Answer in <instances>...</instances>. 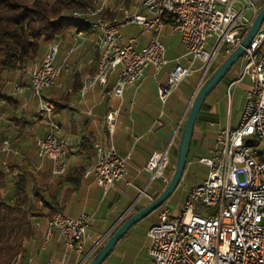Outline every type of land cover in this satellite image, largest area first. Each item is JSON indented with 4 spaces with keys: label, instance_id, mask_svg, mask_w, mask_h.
I'll return each mask as SVG.
<instances>
[{
    "label": "built area",
    "instance_id": "obj_1",
    "mask_svg": "<svg viewBox=\"0 0 264 264\" xmlns=\"http://www.w3.org/2000/svg\"><path fill=\"white\" fill-rule=\"evenodd\" d=\"M84 12H73L70 18L96 30L98 57L94 73L84 79L81 94L94 85H104L110 74L117 72L114 83L106 89L110 97L121 98L124 90L137 85L151 66L158 72L168 60L161 40L168 24L177 34L184 49L185 63L179 58L158 86L157 95L164 105L176 87L195 71L202 80L219 54L227 56L243 38L242 30L249 27L243 10L233 7L234 0H138L130 9L120 6L121 20L109 21L101 17L109 0H89ZM253 2H250L252 5ZM172 22H167L169 19ZM140 28L146 34L123 39L124 26ZM78 30L69 51H74L81 36ZM264 24L240 56L241 67L227 86V95L239 82L247 79L249 93L237 126L227 124L215 134V141L207 156L198 162L207 167L206 177L186 189L182 209L172 213L165 204L159 207L158 220L147 231L146 251L149 264H264ZM59 41L53 39L45 48L40 63L30 71L27 86L39 99L37 117L46 124V132L34 140L39 158L51 162V175L60 177L68 170L65 160L67 140L59 137L54 119V105L42 100L45 90L52 87L62 66L55 63ZM197 64L194 69V65ZM20 85L15 91H20ZM117 110L109 111L105 123L112 133ZM2 118L0 116V122ZM156 124H160L159 120ZM249 139V141H248ZM93 176L105 192L128 171L129 153H118L111 144L95 142ZM0 151H11L8 139L2 141ZM168 147L153 152L144 169L150 180L167 181ZM3 167L8 170L4 162ZM204 207V214L198 212ZM92 216L81 213L76 218L55 212L47 219L41 247L53 233L63 239L64 251L59 264H65L68 251L81 255L92 237L88 231ZM101 243L95 241L91 252ZM89 254L82 259V264ZM49 257L45 264H51Z\"/></svg>",
    "mask_w": 264,
    "mask_h": 264
},
{
    "label": "crops",
    "instance_id": "obj_2",
    "mask_svg": "<svg viewBox=\"0 0 264 264\" xmlns=\"http://www.w3.org/2000/svg\"><path fill=\"white\" fill-rule=\"evenodd\" d=\"M251 1L252 5H250ZM262 5L264 0L233 1V7L243 10V15L249 23ZM78 30L57 38L59 51L55 63L62 65L66 62L67 68L62 66L55 84L42 94V100L52 104L58 103L53 116L59 126V137L67 140L65 148L67 171L73 172L83 168L77 188H74L73 181L58 184L61 177L51 175L50 160L39 158L36 154L34 140L36 137L44 136L46 124L43 119L37 117L39 99L32 96L27 86L30 82V71L40 63L46 46H43L36 59L24 68L5 71L0 92L2 118L0 146L3 140L8 139L11 149L8 155L0 151V171L4 182L3 188H0V199L12 201L15 183L18 175L22 174L28 197L35 204L37 203L32 193L33 185L47 189L48 194H54L55 205L64 215L76 218L81 213H86L92 216L88 228L92 239L87 242L81 255L68 251L65 264H80L88 254L86 260L90 258L94 252L91 251L95 241L100 240L101 243L105 241L129 215L147 205L164 189L166 182L160 178L150 180V175L144 167L153 152L168 147L167 175L172 174L183 119L201 76L200 71H195L193 84L183 91L177 90V86L162 105L157 95L158 86L166 79L175 58L178 57L185 63L184 49L179 54L165 51L167 64L158 72H155L151 66L147 67L142 80L137 85L126 88L121 98L110 97L106 93V89L114 83L117 72L110 74L104 85H94L82 95L84 79L96 69L98 51L95 43L98 31L88 27L83 29L76 48L74 51H69ZM140 33L141 30L138 33H130L123 36V39L126 40L127 37ZM171 36L178 38L166 24L161 36L162 42L164 43V40ZM140 39L145 42L147 35L140 34ZM219 62L220 60L217 63ZM237 62L239 65L235 67ZM237 62L226 74L228 82L236 76L241 67L240 58ZM244 81H247L246 100L250 83L247 79ZM16 85H20L22 89L15 91ZM112 110H117V119L112 133H109L105 116ZM157 120L160 124H156ZM227 124L230 126L229 122ZM197 126L199 132L196 131ZM203 128L204 123L203 125L195 123L182 179L188 174V168L197 161L196 159L209 154V151L207 155L195 154L205 136ZM95 142L111 144L118 153L130 155L125 177L113 183L105 192L94 181L93 143ZM4 162L8 170L3 167ZM37 205L42 213H47V208L41 206V203ZM157 210L132 226L118 241L119 244L126 242L131 234L134 235L140 229L146 247V231L158 220L159 209ZM47 219V216H41L33 220V237L24 243L26 254L23 258H18L14 264H45L50 256L53 257L51 264H59L64 243L57 233H53L44 247H41ZM86 260L82 264L86 263Z\"/></svg>",
    "mask_w": 264,
    "mask_h": 264
},
{
    "label": "trees",
    "instance_id": "obj_3",
    "mask_svg": "<svg viewBox=\"0 0 264 264\" xmlns=\"http://www.w3.org/2000/svg\"><path fill=\"white\" fill-rule=\"evenodd\" d=\"M136 1L138 0H114L115 8L120 5L129 8ZM91 5L89 0H0V92L5 71L24 68L34 61L42 47L47 46L53 39L64 37L71 31L87 29L77 20L71 19L70 15L73 12H84ZM108 10L107 7L101 13L102 18L111 21L119 14ZM172 21V18L167 20ZM247 29L248 27L242 30L243 36ZM225 57L210 66L201 82L209 77ZM204 103L205 100L197 114L196 124L203 113ZM53 104L55 109L58 103ZM204 119L213 121L209 118V113ZM174 153L176 154V151ZM167 171L168 167L165 170L166 184L171 176L167 175ZM82 173L83 168L73 172L67 171L60 176L58 184L73 181L74 188H77ZM2 177L0 171V188L4 185ZM23 179L22 174L18 175L11 202L0 199V264H14L18 258H23L26 254L24 243L33 237V220L41 216L50 218L58 211L54 194H48L47 189L33 185L34 200L47 208V213H42L40 207L28 197ZM97 251L98 249L93 254Z\"/></svg>",
    "mask_w": 264,
    "mask_h": 264
},
{
    "label": "rangeland",
    "instance_id": "obj_4",
    "mask_svg": "<svg viewBox=\"0 0 264 264\" xmlns=\"http://www.w3.org/2000/svg\"><path fill=\"white\" fill-rule=\"evenodd\" d=\"M107 5L109 8L108 11L110 12L116 11L119 13L115 19L121 20L122 11L119 9V6L115 8L114 0H109ZM130 8L131 7H129L128 9ZM139 31L140 29L138 28V26L132 25V26L124 27L121 30V33L123 36H127L130 33H138ZM164 45H165V51H174V53L176 54H179L183 50V47L178 41V38L176 36H171L168 39L164 40ZM219 60H221V56L217 54L214 57L212 65L214 66ZM238 65L239 62L235 64V67H237ZM196 66L197 64L194 65V69L196 68ZM195 76H196L195 73L190 74L188 77L182 80V82L178 85L177 90L183 91L187 89L191 84H193ZM207 78L208 76L200 84H202ZM228 83L229 82L227 80V77L223 78L215 86V88L208 94V96L205 99L203 113H201V118L197 122L198 125H203L204 123L203 131L205 133L204 139L200 143L195 153L199 156L208 154L209 148L210 147L212 148V146L214 145L215 134L217 133V130H219V127H225L228 122L230 124L231 129H234L237 126L238 119L240 117L242 108L245 103V95H246L245 87L247 85V81H241L237 83L231 89V93L229 97L227 95ZM189 106L187 108V112ZM187 112L184 116L183 123L186 118ZM208 113H209V118L213 121H209V120L205 121L204 118L208 115ZM197 127L198 128L196 131L199 132L200 131L199 126ZM198 159L196 160L198 161ZM197 161H195L188 168L187 170L188 174L180 181V183L173 191V193L163 203L170 208L172 213H177L182 209L184 194L187 187L200 183L207 175V167ZM156 211L158 210H155L154 212ZM198 212L200 214H204L205 212L204 207L202 206L199 207ZM105 241H103L97 249H100V247L103 245ZM91 257L88 258L87 260L89 261ZM148 259L149 258L146 251V247L143 242V237L139 229L137 230V233H135L134 235L131 234L130 238L126 242L122 244H119L118 242L115 245L112 252L110 253V255L105 259V261L102 264H149Z\"/></svg>",
    "mask_w": 264,
    "mask_h": 264
},
{
    "label": "water",
    "instance_id": "obj_5",
    "mask_svg": "<svg viewBox=\"0 0 264 264\" xmlns=\"http://www.w3.org/2000/svg\"><path fill=\"white\" fill-rule=\"evenodd\" d=\"M264 24V5L254 15L249 27L241 39L240 43L222 60V62L215 68L209 77L198 85L196 89L186 118L182 125L179 141L177 144V154L174 164L173 172L170 176L164 189L152 199L147 205L143 206L133 214L129 215L106 239L103 245L94 253L91 259L86 264H102L110 255L118 241L124 234L134 226L138 221L147 216L149 213L160 207L167 198L173 193L180 183L183 172L187 162V155L190 149L191 138L197 118V114L208 94L215 88V86L224 78L226 73L237 62L242 55L244 49L249 46L253 37ZM249 141V139H248Z\"/></svg>",
    "mask_w": 264,
    "mask_h": 264
}]
</instances>
